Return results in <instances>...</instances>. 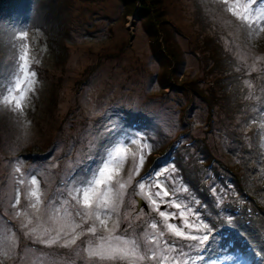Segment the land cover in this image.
<instances>
[{
  "label": "rangeland",
  "instance_id": "374dc122",
  "mask_svg": "<svg viewBox=\"0 0 264 264\" xmlns=\"http://www.w3.org/2000/svg\"><path fill=\"white\" fill-rule=\"evenodd\" d=\"M162 2L157 55L146 21L137 10L128 15L125 0H0V101L18 78L25 46L35 73L22 111L0 102V264H160L86 254L108 235L97 213L116 236L136 240L141 255L160 232V250L172 246L176 238L156 206L147 210L138 198L175 212L166 223L186 235L214 226L203 259L192 252L194 264H264V0ZM109 121L123 127L102 135ZM122 131L140 139L121 140ZM119 148L121 158L105 160ZM101 160L119 195L110 209L97 207L107 191L101 185L85 208L77 189L98 178ZM154 169L168 171L159 181L145 179ZM195 176L203 190L191 183ZM92 226L95 235L87 231ZM58 234V243H43ZM72 236L76 243L64 246Z\"/></svg>",
  "mask_w": 264,
  "mask_h": 264
},
{
  "label": "snow or ice",
  "instance_id": "6c2138e0",
  "mask_svg": "<svg viewBox=\"0 0 264 264\" xmlns=\"http://www.w3.org/2000/svg\"><path fill=\"white\" fill-rule=\"evenodd\" d=\"M252 3H255L256 0H251ZM234 13L238 16H240L241 19L246 20L249 24L256 23V20L249 19L247 15H240V13L236 12L235 9H233ZM19 63L17 65V79H15L12 83V85L6 89V91L9 93L8 96L2 98V101L9 106H12L16 110H21L23 108L22 101L25 99V90L28 89V84L31 81V79L35 76L34 72H29V64L27 61V48L25 46L24 49V55L19 57ZM16 93L19 94V96L16 95ZM122 125H118L115 121H109L107 126L102 129V135H107L111 133H115L117 131H120L122 129ZM136 139H140L139 134H135ZM121 140H126L129 143H135L136 139H133V133L132 132H121ZM148 145L145 142L141 148V155L139 158V165L137 166V171L139 170V166L142 165L144 155L143 150L147 149ZM124 152L123 148L116 149L114 151V154L111 152L106 153L105 160H116L118 158H121V154ZM94 157L89 156L88 159L91 160ZM105 160L100 161V166H98L95 169L94 177L98 178H90L88 181H85V185L83 189H77V191H82V204L85 208H91L92 207V197L97 195L98 189L101 185H104L107 189L106 193L103 195V198L99 200L97 203V207H103L104 209H110L112 205L115 203L116 197L119 195V193H113V190L110 186L111 181L113 180V175L111 174L112 169L108 166V164L105 162ZM168 171L167 169H163L162 171L159 169H154L152 172L149 173L148 177H145V179H148L151 177L152 179L159 181L160 176L164 174V172ZM20 183H23L21 180ZM31 184L34 187L30 193L29 198H34L35 203H33L31 206L33 208H36L37 204L40 203V192L38 189V182L33 177L31 179ZM157 188H161L163 191L164 196L168 195V192L164 189H162L161 183H156L155 185ZM140 190H143L145 188V184L143 182L139 183L138 185ZM125 188L124 184H119V189L123 190ZM109 194H112L109 196ZM157 196H160V192L156 193ZM150 199V203L147 201H142V203H145L150 209L152 206H156V210L158 211V214L160 217L163 218L164 227L167 229V231L174 236L176 239H173L171 241V247L167 246V243L163 245L164 251H161V244L160 239L164 236L163 232L159 233L158 237H155L151 242L145 243V253L143 255L139 254L140 245L136 240H129L124 239L121 236H116L112 230L107 229V222L106 220H101L99 217V213L96 214V219L100 220V225L104 227L108 231L107 236H101L98 239V242L95 246H90L85 249L86 254L88 257H98L100 260H124V261H144L145 259H149L153 262H160V264H163V261L171 259V264H177V260L180 257H186L183 260V264H189V259L193 262L196 260V256L192 255V252L195 251L197 256H200L201 259H203L202 253L204 252L209 240L212 238L215 231L213 230L214 226H210L209 224H203L201 225V229H207V233H204L200 236L196 235H186V233L183 231L182 228H178L175 224L172 223H166L170 218L176 219V213L173 212L171 216L167 215L165 211H159L160 205H157V201L155 199ZM19 203V193L17 192V198L15 201V204ZM15 206V205H14ZM173 207L179 209L181 207L180 204H174ZM165 207H168V205H165ZM19 215V213H17ZM79 215V213H77ZM89 218L91 217V213L88 214ZM180 219L183 221V214L181 213ZM230 224V222H229ZM79 227V226H77ZM127 226L125 228V232L128 230ZM151 229L155 230L157 229V224L152 223L150 225ZM200 229H198L199 231ZM35 231V229H33ZM75 231V229H73ZM88 232L95 235L97 229L95 226L89 227L87 229ZM65 236H68L67 233H65ZM60 240L59 234L55 237H51L48 240L43 241L45 244H56ZM181 240L186 241H195V244L189 243V244H181ZM102 241V242H101ZM76 243V237L72 236L71 238H67L63 241L64 246H71L72 244ZM187 249V252L185 251ZM166 253H175L176 255L172 256L171 258Z\"/></svg>",
  "mask_w": 264,
  "mask_h": 264
},
{
  "label": "trees",
  "instance_id": "16d2710c",
  "mask_svg": "<svg viewBox=\"0 0 264 264\" xmlns=\"http://www.w3.org/2000/svg\"><path fill=\"white\" fill-rule=\"evenodd\" d=\"M130 7L128 15H134L136 10L140 19H144L148 25V31L152 36V45L155 51V54L158 55V51H161V33L164 30V25L166 21L163 18V2L162 0H125ZM170 56L174 59L176 54L171 52ZM170 85V84H169ZM169 87V86H165ZM191 183L198 187L200 190H203V186L200 185L199 179L197 176L191 179ZM206 191H202L204 195ZM250 239L258 243V239L254 234L250 232ZM231 244H235V241H232ZM264 248V247H263ZM238 251H242L240 247H237Z\"/></svg>",
  "mask_w": 264,
  "mask_h": 264
},
{
  "label": "water",
  "instance_id": "95a60500",
  "mask_svg": "<svg viewBox=\"0 0 264 264\" xmlns=\"http://www.w3.org/2000/svg\"><path fill=\"white\" fill-rule=\"evenodd\" d=\"M138 200H139L140 204H143L145 209H147V210L149 209L148 206L145 203H142L143 200L141 198H138Z\"/></svg>",
  "mask_w": 264,
  "mask_h": 264
}]
</instances>
